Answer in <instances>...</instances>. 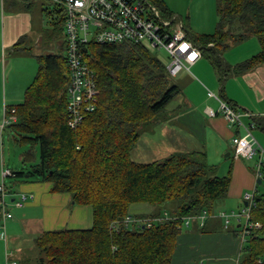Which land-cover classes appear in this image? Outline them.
I'll list each match as a JSON object with an SVG mask.
<instances>
[{
	"label": "trees",
	"instance_id": "trees-1",
	"mask_svg": "<svg viewBox=\"0 0 264 264\" xmlns=\"http://www.w3.org/2000/svg\"><path fill=\"white\" fill-rule=\"evenodd\" d=\"M152 1L174 16L163 0ZM217 13L215 33L195 36L187 31L224 84L230 76L264 65V0H217ZM252 37L258 39L260 52L236 66L227 64L225 52L233 43ZM88 50L85 59L94 70L99 98L79 127L69 126L66 56L38 57L39 70L23 103L9 109H15L17 120L7 128L20 145L30 147L24 156L27 166L11 172L13 181L50 183L53 194H69L75 206L93 211L89 229L39 235L34 241L39 264H173L185 218L211 214L228 196L232 167L219 176L207 153L198 151L148 164L134 162L140 137L166 117L181 89L167 65L143 45L92 44ZM255 124L264 132V118ZM135 204L150 205L152 215L131 217ZM252 220L262 228L246 241L240 264H264V194L256 195Z\"/></svg>",
	"mask_w": 264,
	"mask_h": 264
},
{
	"label": "crops",
	"instance_id": "crops-1",
	"mask_svg": "<svg viewBox=\"0 0 264 264\" xmlns=\"http://www.w3.org/2000/svg\"><path fill=\"white\" fill-rule=\"evenodd\" d=\"M5 1L0 0V90H4L3 93L7 98L9 85L6 73L10 68L11 78L16 67L14 63L21 58L14 48L26 33L32 36L33 31L31 28L29 32V28L13 22L12 17L3 15L6 8ZM60 49L66 50L65 30H63ZM231 50L225 52L224 58L227 64L236 66L258 54L261 45L257 38H250L236 47L233 46ZM8 54L13 55L16 60H8L10 58ZM35 55L37 58V54ZM207 62L209 61L201 58L190 68V71H183L175 78L181 94L168 105L166 117L142 134L137 147L132 152V160L141 164L161 161L177 152H206L209 163L217 166L212 162V153L221 158L231 147L234 150L233 176L228 196L216 205L215 210L205 219L203 227L199 219H194L188 227L185 226L186 230L178 240L173 264H237V261L240 264L244 247L240 239L241 226L235 219H231L229 227L226 228L225 219L220 214H231L236 212V209H244L243 190L252 188L255 179L257 184L255 183L254 188L257 190L259 180L264 177L263 175L259 179L256 171L254 179L251 168L247 170L241 163L243 158L236 156L233 139L237 136H246V130L242 133L240 129L235 128L236 125L229 123L219 111V102L208 95L211 91L221 97V88L224 85L222 89L224 101L242 112V119L248 122L243 124L247 127L253 124L255 139L264 143L262 134L264 132L255 124L257 118H264V65L243 75L230 76L222 84L211 63ZM38 70L39 62L27 69L31 73L30 82L36 77ZM192 70L198 73L201 80L191 75ZM24 83L27 85L25 79ZM6 109L10 108L6 107ZM210 110L217 115L210 117L208 114ZM231 154L229 152L227 157ZM4 173L5 169L2 167V176ZM16 184L18 190L9 189L6 197V207L16 217L6 222L7 240L0 241V264H7V254L10 252L8 240L13 246L19 247L16 253L12 252L14 257L11 255L9 261L21 264L20 258H23L21 246L24 242L29 243V239L34 243L35 239L44 232L62 229L86 230L93 226L92 209L75 206L69 194H53L52 184L32 181ZM22 194L28 197V201L25 206L18 208L15 202ZM153 210L148 204H135L130 207L129 213L134 218H149ZM1 218L0 211V221Z\"/></svg>",
	"mask_w": 264,
	"mask_h": 264
},
{
	"label": "built area",
	"instance_id": "built-area-1",
	"mask_svg": "<svg viewBox=\"0 0 264 264\" xmlns=\"http://www.w3.org/2000/svg\"><path fill=\"white\" fill-rule=\"evenodd\" d=\"M61 8V18L66 36V62L70 70V82L67 87L69 126L73 129L79 127L88 113L95 111L99 98V89L95 73L89 62L85 59L88 47L97 45H143L152 50H164L169 59L167 69L174 79L183 71L190 68L202 58V52L188 37V31L182 20L176 16L164 17L162 11L154 5L152 0H50ZM219 102V111L225 119L238 127L243 126L246 136H237L233 139L237 158L252 160L259 154L257 164V177H263L264 150L259 147L253 135L254 125L247 127L242 122V112L224 101L218 95L208 94ZM15 109H5V116L0 125V134L9 125L16 122ZM210 117L217 115L213 110L208 111ZM248 115V114H247ZM11 171L4 173L3 177H10ZM8 189L5 183L0 185V241L7 240L6 222L13 218V214L6 207ZM28 197L21 195L15 205L22 208ZM245 207L242 211L231 214L221 213L225 219L226 228L231 219H235L241 226L240 239L244 246L251 235L262 228L260 222L252 220L253 209L256 208V193L243 195ZM204 211L201 216L185 218L188 227L194 219H199L201 225L209 217ZM129 218L126 222H129ZM159 221V220H157ZM149 227L151 220H147ZM11 252L7 254V264L10 262ZM237 264L239 262L237 261Z\"/></svg>",
	"mask_w": 264,
	"mask_h": 264
},
{
	"label": "rangeland",
	"instance_id": "rangeland-1",
	"mask_svg": "<svg viewBox=\"0 0 264 264\" xmlns=\"http://www.w3.org/2000/svg\"><path fill=\"white\" fill-rule=\"evenodd\" d=\"M163 2L167 5L174 16H177L178 19L184 20L185 27L187 28L189 33L195 36H201L204 34H213L216 32L219 21L217 13V0H163ZM153 3L159 8V6L156 5L155 2ZM5 5L6 8L5 11H3V15L6 14V16L8 17H12L13 22L19 25H24L25 28H29V32L32 28L33 35L31 36L26 33L25 36L22 37L20 45L18 46V50H16L21 58L18 59L16 63H14L16 67L14 69L15 71L11 75V78L9 75L10 68L8 73H6L8 74L6 78L9 86L7 91V98L3 93L4 90H0V92H2L0 94V125H2L3 123L6 107L10 108L11 106H16L23 103L26 89L35 79L34 77L31 82L29 81L31 73L28 72L27 69H30L34 66L35 63H38L37 58L42 56L44 58L49 53L62 56H64V54L66 55V50L60 49V42L62 41L64 27L63 23H58L62 15V13L60 12L61 8L59 6L55 5L50 0H6ZM22 14H25V16H22ZM162 15L168 18V15L164 11H162ZM239 44L241 43H233V45L230 47V50L231 48H233V46L236 47ZM151 52H153V54L156 55L165 65H168V55L164 50L151 49ZM35 54H37V58H35ZM11 59L16 60L13 55L10 56L8 60ZM203 60L208 61L205 57H203ZM191 75L196 79L201 80L196 71L192 70ZM24 79L26 80L27 85L24 83ZM174 80L176 81V79ZM216 95L219 96V94L217 93ZM13 97H15V99H13ZM242 121L244 124L248 123L244 118L242 119ZM235 128L240 129L242 133L245 132V128L243 126H236ZM262 134L264 135V133ZM15 138L16 134L10 128H5L2 134H0V185L3 184L4 179V183L8 188H12L14 191H17L18 184L13 181L14 178H3L2 167L5 169V172H7L6 170L15 172L23 171L27 166L24 164V156L26 152L30 150V147L20 145L15 140ZM258 144L259 147L264 150V143L258 140ZM35 150L37 152V155L39 156V149L37 148ZM229 152L232 154L231 156L227 157V154ZM233 161L234 150L232 147L221 158H218L216 154L214 155V153H212V162L217 164V174L219 176H226L228 174L230 168L232 167ZM259 161V154H257L252 160H241V163L247 170H250L249 168H251L250 171L252 172L254 179L256 178L257 164ZM262 170L264 172V166ZM255 183L257 184L256 179L253 180L252 188L243 190V195L246 192H255L257 196L263 195L264 182L263 184L258 186L257 190H255L254 188ZM236 207L238 208V206ZM242 210L243 209H236L235 211L239 212ZM12 214L13 217H16L14 213ZM8 247L10 249V252L13 253H16V249L19 248L15 245L13 246L9 240ZM21 249L23 256V258H20L21 264H39V251L36 249V246L31 242L30 239L29 243H23Z\"/></svg>",
	"mask_w": 264,
	"mask_h": 264
},
{
	"label": "water",
	"instance_id": "water-1",
	"mask_svg": "<svg viewBox=\"0 0 264 264\" xmlns=\"http://www.w3.org/2000/svg\"><path fill=\"white\" fill-rule=\"evenodd\" d=\"M28 177V176H27ZM262 184V180H259V185H261Z\"/></svg>",
	"mask_w": 264,
	"mask_h": 264
},
{
	"label": "clouds",
	"instance_id": "clouds-1",
	"mask_svg": "<svg viewBox=\"0 0 264 264\" xmlns=\"http://www.w3.org/2000/svg\"><path fill=\"white\" fill-rule=\"evenodd\" d=\"M175 79V78H174Z\"/></svg>",
	"mask_w": 264,
	"mask_h": 264
}]
</instances>
